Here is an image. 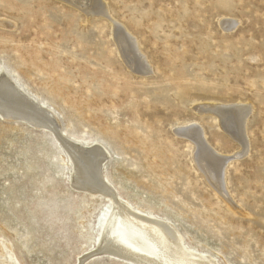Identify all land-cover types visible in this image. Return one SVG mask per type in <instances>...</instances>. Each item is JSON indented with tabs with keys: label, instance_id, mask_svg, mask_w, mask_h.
<instances>
[{
	"label": "rangeland",
	"instance_id": "1",
	"mask_svg": "<svg viewBox=\"0 0 264 264\" xmlns=\"http://www.w3.org/2000/svg\"><path fill=\"white\" fill-rule=\"evenodd\" d=\"M101 2L0 0V67L68 140L105 148L103 177L137 211L218 264H264V0ZM236 107L249 110L239 136L220 115ZM187 126L234 158L228 196ZM71 164L51 130L0 114V264H134L81 237L110 205L72 184Z\"/></svg>",
	"mask_w": 264,
	"mask_h": 264
},
{
	"label": "bare ground",
	"instance_id": "2",
	"mask_svg": "<svg viewBox=\"0 0 264 264\" xmlns=\"http://www.w3.org/2000/svg\"><path fill=\"white\" fill-rule=\"evenodd\" d=\"M67 1L78 9L89 8L91 13L103 9L101 0ZM99 7L100 10L97 9ZM226 23L227 28H232L235 24L234 21L230 20ZM136 50L138 51V49ZM240 111L239 107H236V109L220 112L222 119L225 118L224 123L230 124L231 132L237 136L244 131L245 119L249 110L246 109L241 114ZM0 114L9 119H22L35 126L51 130L62 141L70 162L74 166L71 175L72 184L80 190L92 194H101L107 199L110 207L109 211L107 210L108 213H106L100 233L98 232L99 234L96 236V229L92 227L81 234L82 238L93 241L94 256L108 254L134 264H218L215 257L213 258L208 253L199 251L195 245L189 244L171 222L158 217L155 213H143L144 211L141 213L133 207L130 201L115 194L116 191L112 189L108 180L102 175L103 165L109 157L105 148L100 145H85L68 140L59 130L57 119L47 106L29 97L3 67H0ZM187 128L189 126L178 129L179 133L193 140L196 144L197 152L194 158H197L196 161L200 164L202 173L208 178V183L211 182L217 191L228 196L225 176L228 166L231 164L230 161L234 158L219 155L213 151L206 144L201 129L198 132ZM227 199L230 200L228 197ZM105 211L103 210V214ZM6 264L10 263L7 262Z\"/></svg>",
	"mask_w": 264,
	"mask_h": 264
}]
</instances>
